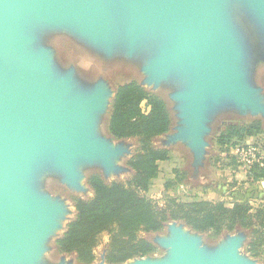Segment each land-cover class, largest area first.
Masks as SVG:
<instances>
[{"label": "water", "instance_id": "95a60500", "mask_svg": "<svg viewBox=\"0 0 264 264\" xmlns=\"http://www.w3.org/2000/svg\"><path fill=\"white\" fill-rule=\"evenodd\" d=\"M47 31H65L104 59L147 53L139 82L147 89L182 81L170 95L180 125L163 135L185 144L193 166L203 158L211 113L230 105L264 118L251 82L264 63V0H0V264H40L60 228L66 208L38 189L44 171L78 191L81 166L96 164L107 175L121 170L116 161L125 153L97 132L114 91L103 78L79 84L75 67L43 40ZM170 223L171 237L159 240L167 258L127 264H256L239 253L246 231L207 250L198 235Z\"/></svg>", "mask_w": 264, "mask_h": 264}, {"label": "rangeland", "instance_id": "374dc122", "mask_svg": "<svg viewBox=\"0 0 264 264\" xmlns=\"http://www.w3.org/2000/svg\"><path fill=\"white\" fill-rule=\"evenodd\" d=\"M235 9L234 18L237 21ZM44 39L55 51L57 59L63 65L75 67L81 85L90 84L99 78H103L114 91L119 84L132 80L143 82L145 78L140 68L146 62L147 53H142L133 58H127L124 55L119 57L121 55H118L111 57L112 59H104L90 51L88 52L75 37L65 31H47L43 35ZM255 73V78H252L251 82L260 88L264 103V63L259 62ZM182 86V81L169 79L160 83L156 88L148 87L150 91L162 96L167 101L174 120L171 133H176L177 129L175 128L180 123L178 124L176 103L171 100L170 95L180 90ZM107 119L108 112L101 116L97 123L98 134L105 137L109 136ZM253 120H260L261 122V130L258 133L244 138L235 146L217 143L218 135L226 126L248 124ZM207 126L209 127V132L205 136L207 146L201 162L196 166L192 165V154L184 143H170L168 135L153 139V146L167 148L170 155L167 161L159 162V173L145 195L159 205H162L167 197L176 198L178 201H222L226 206H231L239 201H247L253 208L264 204V186L262 184L264 178H254L248 174L249 169L251 170L253 167H256L257 171L259 169L264 170V118L261 115H252L250 112L240 114L234 107L225 105L209 115ZM113 143L120 144L125 149V153L116 161V165L121 170L104 175L101 168L96 164L83 165L80 167L83 175L80 181L81 190L76 191L68 188L62 183L61 176L54 171L46 170L40 175L38 189L50 195L51 199L61 202L66 208V213L59 220L60 228L55 230L44 244L45 250L40 264H58L61 260L64 264H77L75 254H60L54 245V241L62 235L66 224L75 215L73 198L85 199L92 196V190L86 183L89 175L99 172L107 182L121 181L125 183L131 178L132 171L127 162L137 151L139 146L137 139H113ZM166 184L169 185L166 186ZM175 222V225L182 226L183 232L189 235H198L201 245L207 250H215L219 246L225 245L228 237L235 234L234 232L222 233L214 239L207 233H195L181 221ZM226 234L230 235L225 236ZM140 236L157 245L158 250L149 257L150 259L162 260L168 257V249L159 243V240L171 237L168 226H165L161 232L141 233ZM249 241L250 236L247 235L239 248L240 255L255 261L256 264H263L260 258L254 257L248 250ZM107 242L108 235L104 232L100 236L99 245L95 248L96 259L92 264L102 262V255L105 253ZM127 263L129 260L122 264ZM105 264H107L106 261Z\"/></svg>", "mask_w": 264, "mask_h": 264}, {"label": "trees", "instance_id": "16d2710c", "mask_svg": "<svg viewBox=\"0 0 264 264\" xmlns=\"http://www.w3.org/2000/svg\"><path fill=\"white\" fill-rule=\"evenodd\" d=\"M173 121L162 96L134 80L116 86L107 132L114 140L137 139V151L127 162L132 176L125 183L107 182L99 172L87 177L93 194L85 199L73 198L75 215L54 241L60 254H75L78 264H92L96 259L95 248L105 232L107 264L150 257L158 248L140 234L161 232L168 223L181 221L193 231L207 233L214 239L222 233L246 231L250 236L248 250L264 264V204L253 208L247 201L226 206L222 201H178L167 197L159 205L145 195L159 173V162L167 161L170 155L168 149L157 148L152 141L169 133ZM260 130V120L231 124L220 132L217 143L235 146ZM248 174L264 178V170L257 171L256 167L249 169Z\"/></svg>", "mask_w": 264, "mask_h": 264}, {"label": "built area", "instance_id": "2783aa9c", "mask_svg": "<svg viewBox=\"0 0 264 264\" xmlns=\"http://www.w3.org/2000/svg\"><path fill=\"white\" fill-rule=\"evenodd\" d=\"M254 157V156H253ZM263 163H264V161H263Z\"/></svg>", "mask_w": 264, "mask_h": 264}]
</instances>
